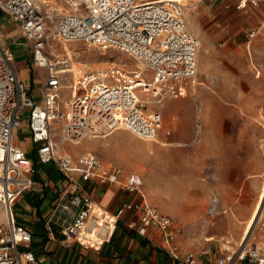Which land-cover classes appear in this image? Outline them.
Segmentation results:
<instances>
[{
	"label": "built area",
	"instance_id": "1",
	"mask_svg": "<svg viewBox=\"0 0 264 264\" xmlns=\"http://www.w3.org/2000/svg\"><path fill=\"white\" fill-rule=\"evenodd\" d=\"M237 1L239 8L264 3ZM66 5V11L57 17L51 9L40 10L37 0H0V9L19 23L33 47L35 63L49 71L43 98L35 100L14 67V52L0 40V201L7 216L6 228L0 230V264H37L32 251L21 249L31 243L33 234L17 221L13 209L16 199L33 186L37 173L34 160L16 142V133L24 124L31 131L39 162L57 160L77 190L69 204L62 206L73 216L62 229L66 240L72 238L86 248L100 251L115 236L127 210L133 209L141 212V235L151 227L162 231L171 244L167 250L173 257L186 264H198L197 253L180 255L175 244L179 230L171 216L147 203L110 211L83 190L74 174L80 172L84 181L96 178L104 184L121 183L127 191L135 192L142 184L138 173L122 180V167L104 166L94 152L75 159L65 149L68 144L79 145L87 138L105 137L121 129L144 140H158L161 116L147 112L149 100L163 105L167 98L180 97L199 72L201 40L190 29L187 6L176 0H66ZM246 37H264V22L249 30ZM51 41L57 45L82 42L90 48L118 49L134 57L142 67L130 70L124 64L113 63L77 78L71 70L80 51L65 47L57 53L52 45L48 49ZM147 69L153 71L152 79H147ZM65 87L71 90V97L62 100ZM142 90L147 98L141 96ZM57 126L61 129L59 136ZM219 208V198L214 196L209 211L215 214ZM129 227L135 228L136 224L130 222ZM241 248L221 257L218 264H237L248 257L253 263L264 264L262 247Z\"/></svg>",
	"mask_w": 264,
	"mask_h": 264
},
{
	"label": "crops",
	"instance_id": "2",
	"mask_svg": "<svg viewBox=\"0 0 264 264\" xmlns=\"http://www.w3.org/2000/svg\"><path fill=\"white\" fill-rule=\"evenodd\" d=\"M230 1L228 10L218 4L214 13L230 22L235 21L237 14L239 23L245 20L247 25L239 37L232 33L222 37L223 45L227 46L222 50L223 84L227 79L229 84L222 87L214 81L211 83L215 65L213 55L208 54L200 61L199 54L200 77L197 78L200 84H208L207 88L191 83L183 89L180 97L167 98L163 105L151 99L157 108L147 112L159 113L161 124L158 144L147 143L146 150L138 154L143 161V174L120 163L105 161L95 153L104 166L122 167V180L131 173H138L142 177L140 189L129 192L121 183L104 184L96 178L84 181L80 172L74 173L83 190L110 211L133 203H147L171 216L175 228L179 230L175 244L180 255L184 257L188 252H195L198 254V264H218L221 257L235 253L242 247L248 223L264 187V133L261 123H258L264 120V37H246L249 30L264 22V3L239 8L237 0ZM65 6L67 9L66 0ZM0 40L14 52V67L28 85L32 97L41 101L49 71L35 63L34 49L23 36L19 23L2 9ZM236 64L239 68L238 86L231 83ZM209 84L215 85L211 88ZM70 97L71 90L63 88L62 100ZM223 102L233 110L232 113L216 112L217 106H222ZM197 103L203 114L195 123ZM211 106L213 109L209 112ZM16 142L37 167L33 186L21 194L13 206L17 221L27 226L33 234L31 243L22 245L21 249L32 251L37 257V264H186L168 252L167 247L171 244L166 241L162 231L151 227L146 235L138 232L141 212L133 209L127 210L119 221L115 236L100 251L86 248L72 238L66 240L62 232L65 225L54 218L64 204H69L77 190L57 160L47 164L39 162L36 144L27 124L17 131ZM66 146L65 149L75 159L85 153L71 151ZM177 147L180 158L174 154ZM174 162L191 164L196 169L199 188L190 193L189 202H184L182 194L173 196L179 203L171 214L149 201L163 199L164 173L161 170L172 169ZM204 178L205 182L202 180ZM175 184L178 190H182L185 182L180 176ZM214 196L219 198L220 208L217 213L211 214L209 210ZM194 201L199 203L195 209L192 207ZM206 201H210L208 213L205 211ZM130 222H134L136 227L130 228ZM252 245L264 250L260 243L254 242ZM247 259L249 261L239 260L237 264H256L249 257Z\"/></svg>",
	"mask_w": 264,
	"mask_h": 264
},
{
	"label": "rangeland",
	"instance_id": "3",
	"mask_svg": "<svg viewBox=\"0 0 264 264\" xmlns=\"http://www.w3.org/2000/svg\"><path fill=\"white\" fill-rule=\"evenodd\" d=\"M188 3V20L190 28L200 37L201 39V50H200V61L208 54L213 55V62H214V73L210 78V82L213 81L222 87H225L229 84V80H226V84L224 83L223 78V55L222 50L226 48V45H223L222 37L224 34L232 33L235 36H240L244 33V29L247 25L245 20L239 23V17L235 16V21L230 22L229 20H223L217 16L214 11L217 10L215 8L216 5L225 6L224 9H227V4L230 3V0H215L211 2V0H202L199 2L196 1H183V3ZM37 4L42 11H46L48 8L53 11L57 17H60L65 11V0H37ZM218 5V6H219ZM228 10V9H227ZM65 44H68L71 49H76L80 51V56L78 58H74L72 63L77 64L81 72L78 70V74H83L84 72H88L90 70H94L99 67L109 66L113 63H120L124 64L128 69L134 70L141 66V63L137 61L131 55L118 50V49H97V48H90L86 46L82 42H63V43H51L48 45V49H51V45L56 47L57 50L55 52H62L64 51ZM237 45V44H236ZM235 72L232 73L231 83L235 84V86L239 85V68L238 64L234 65ZM70 71V70H69ZM69 80L72 79L71 74L68 75ZM146 77L147 79L153 78V71L150 69L146 70ZM200 77V67H199V74ZM199 79V78H198ZM200 80V79H199ZM67 84H70L68 82ZM208 84H198L199 87L207 88ZM215 84H209L211 88L214 87ZM208 88L211 92H214L213 89ZM69 88L65 87V90ZM70 90V89H69ZM143 98H147V95L141 93ZM194 97V96H193ZM196 98V95L195 97ZM200 105L197 103L194 114H195V123L197 122L202 116V110L200 111ZM263 112H264V98H263ZM157 104L155 102H149L147 110L156 109ZM212 112L213 107H210ZM216 112L222 113H232L233 110L228 107V104L225 102L222 103V106H217ZM261 126L263 128L264 133V120L261 122ZM57 135L59 136L60 128L57 126ZM147 143H156L157 141H148L139 138L138 136L134 135L132 132L126 130H118L114 133L105 136V137H97V138H87L82 141L79 145H71L68 144V147L71 151H76L77 153L81 152H94L97 153L102 159L105 161H112L115 163H120L125 167H130V170H137L141 174H143L144 167L143 161L138 157L139 153H142L146 150L145 145ZM179 148L174 150V154L180 158V150ZM262 149L264 154V137L262 140ZM149 152V149H147ZM152 152V151H151ZM148 170V169H146ZM164 173L162 177V187L164 189L163 199L160 201H149L151 204L159 207L160 209L164 210L165 212H169L173 214L176 206L178 205L179 201H176L173 196L176 194H182L185 198L184 202H189L190 193L193 191H198L197 189L199 186L196 184V169L192 167L191 164L184 165L181 162L173 163L172 169L164 168L161 170ZM182 177L185 184L182 186V190H178L175 182L178 180L179 177ZM204 182L206 178L202 179ZM205 193V191H204ZM210 201L205 202V211L207 212L208 206ZM198 201H194L193 208L195 209L198 206ZM7 225V216H6V209L4 204L0 201V229H5ZM252 241L250 242L249 246L252 245L254 242L260 243L264 246V217L260 221V223L256 227V232H254ZM249 261V259H246Z\"/></svg>",
	"mask_w": 264,
	"mask_h": 264
},
{
	"label": "bare ground",
	"instance_id": "4",
	"mask_svg": "<svg viewBox=\"0 0 264 264\" xmlns=\"http://www.w3.org/2000/svg\"><path fill=\"white\" fill-rule=\"evenodd\" d=\"M150 1H152V2H160L161 0H150ZM176 1H181V2H183V1H196V2H199V1H202V0H176ZM184 4L188 8L189 2L188 3L186 2ZM65 47H66V49L71 50V48L69 47L68 44H65ZM139 67H142V65L139 66ZM78 70L81 72L80 67L77 64L73 63V67H72L71 71L74 72L75 77H77V78H78L79 75H81V74L77 73ZM193 83H194V85L200 84L199 83V79L196 78ZM141 92L146 94V95H148L143 90ZM149 101L152 102L151 99ZM162 143L165 144L164 142H162ZM263 217H264V187H263V191H262V194H261V197H260V201H259V203H258V205L256 207L255 212H254V215H253V217L251 218V220L248 223L247 232H246V238L244 239L245 241H243L244 243L242 245L241 250H246V247H247V245H249V241H250L251 237L253 236L257 225L260 223V221L263 219Z\"/></svg>",
	"mask_w": 264,
	"mask_h": 264
},
{
	"label": "water",
	"instance_id": "5",
	"mask_svg": "<svg viewBox=\"0 0 264 264\" xmlns=\"http://www.w3.org/2000/svg\"><path fill=\"white\" fill-rule=\"evenodd\" d=\"M74 209L76 210L77 207H74ZM72 217V214H69L66 211H63L62 209H59L56 213L54 220L59 221V223L67 226L71 222Z\"/></svg>",
	"mask_w": 264,
	"mask_h": 264
}]
</instances>
